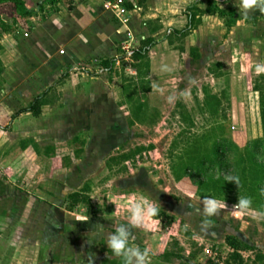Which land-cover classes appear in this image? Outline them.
<instances>
[{
    "label": "rangeland",
    "instance_id": "obj_1",
    "mask_svg": "<svg viewBox=\"0 0 264 264\" xmlns=\"http://www.w3.org/2000/svg\"><path fill=\"white\" fill-rule=\"evenodd\" d=\"M25 1L33 14L14 18L19 32L58 6ZM6 6L0 4V18L12 23L1 12ZM238 18L228 29L221 19L205 18L188 40L172 35L173 46L147 53L151 65L144 59L115 65L109 75L120 79H109L106 96L94 85L86 119L83 112L53 111L45 122H18L6 142L0 134V264H123L105 238L141 197L159 208L132 229V243L150 250V264H264V155L249 160L245 153L264 137L254 90L264 94V13L252 9ZM189 43H197L198 65L187 62ZM138 45L137 39L132 49ZM162 65L170 70L162 72ZM53 119L66 122L54 127ZM38 132L40 145L18 150ZM53 138L64 142L59 158H36L37 148L43 152ZM218 142L237 148L221 163L187 161L213 159ZM5 148L12 150L6 161ZM226 175H237L239 186ZM205 196L219 201L206 229ZM240 196L252 204L238 214L233 205Z\"/></svg>",
    "mask_w": 264,
    "mask_h": 264
},
{
    "label": "crops",
    "instance_id": "obj_2",
    "mask_svg": "<svg viewBox=\"0 0 264 264\" xmlns=\"http://www.w3.org/2000/svg\"><path fill=\"white\" fill-rule=\"evenodd\" d=\"M74 1L70 8L58 4L56 11L52 10L48 16L40 15V20L25 30L3 32L6 44L3 48V44L0 45L3 68L0 83L4 87L0 89V134L5 137V142L18 122L25 119L31 122V118L45 122V118H50L53 111L63 112L65 117L71 111L83 112L86 119V113L92 110L90 106L93 100L88 97L89 94L92 96L93 89H101L106 96L109 94V79L113 83L120 79L116 74L113 77L109 75L112 70L116 72L115 65L127 59L138 63L131 58V54L124 55L122 41L129 37L132 43L137 42V39L139 42L151 39L153 45L148 48V52L164 44L173 46V31H180L187 25V7L195 5L202 10L212 1L218 8L233 11L237 17L233 25L237 24L238 17L245 19L238 11L240 0H130L126 3L128 20L125 23L119 20L111 8L113 0ZM213 17L224 22V18L216 14L197 12V26L181 40H188L193 36L191 33L201 27L205 18ZM189 44L188 51L190 47L197 48V43ZM110 60L112 64L104 65L105 61ZM143 62L151 65L147 59ZM134 74L138 75L135 71ZM95 84L97 86L94 88ZM109 100L106 99L108 104L112 102ZM34 101L37 114L30 109ZM54 120V127H61L60 123L66 122L63 119ZM39 138L38 132L36 139L27 137L21 140L18 150L28 151V145H40ZM63 143L53 138L51 145L45 147L43 152L40 147L37 148L35 157H45L50 161L59 158V145ZM3 152L5 161L12 156L11 149L5 148Z\"/></svg>",
    "mask_w": 264,
    "mask_h": 264
},
{
    "label": "clouds",
    "instance_id": "obj_3",
    "mask_svg": "<svg viewBox=\"0 0 264 264\" xmlns=\"http://www.w3.org/2000/svg\"><path fill=\"white\" fill-rule=\"evenodd\" d=\"M251 9L264 13V0H240L238 9L240 15L246 18ZM160 70L166 72L170 69L166 65H162ZM171 99L172 97H169V100ZM225 181L233 182L237 187L240 183L237 175H226ZM259 191L260 194L264 196V187H261ZM251 204L252 201L250 197L240 196L233 205V208L236 209L239 214L240 212L249 210ZM218 210L219 201L217 199L210 196L202 197V214L205 217L203 227L205 229L208 225L207 218L215 216ZM158 211L159 208L157 204L145 197H141L129 203L125 220L120 221L119 219H115L113 221V230L108 233L105 238L104 244L106 248L111 251L114 256L121 258L123 264H150V250L147 247L141 248L132 243V229L138 227L142 228L145 221L150 217H155ZM260 214L264 215V212ZM100 227L101 229L103 228L102 225H100ZM94 235H100V232L98 231Z\"/></svg>",
    "mask_w": 264,
    "mask_h": 264
},
{
    "label": "trees",
    "instance_id": "obj_4",
    "mask_svg": "<svg viewBox=\"0 0 264 264\" xmlns=\"http://www.w3.org/2000/svg\"><path fill=\"white\" fill-rule=\"evenodd\" d=\"M51 5L61 4L68 8L71 7V1L70 0H49L48 1ZM8 3V7L6 6L4 10L2 9L1 12H5L6 16L10 17L12 20V23H8L0 18V28L1 31L4 33H12L15 31V19L18 16H30L33 14V10L29 9L26 6L25 0H0V4ZM41 7V5H40ZM54 11L57 10V8L53 9ZM187 14V25L185 28H183L180 31H173V35L177 38H181L186 36L190 30L195 28L199 22L198 18H195L196 13H208V14H216L218 17L224 18V24L227 28L231 27L234 22L236 21L237 17L234 16V13L232 10L227 11L226 9L218 8L217 5L209 1L205 9H198L195 5L187 7L185 10ZM153 45V42L151 39H143L140 40L138 47L132 49L131 52V58L134 60H143L147 57L148 48ZM200 60V54L198 52V49L196 47H190L189 48V60L187 61L188 64L198 65V61ZM104 65H110L112 64L110 61H105ZM147 66L146 63L143 62ZM2 65L0 62V72H2ZM256 92H258V98H259V112L261 117V125L263 129V136H264V94L262 92V89L256 88L254 89ZM36 101H34L30 105V109H32L34 114H37L38 111L34 108ZM251 148L246 150V156L250 160V157H253L255 153H258L260 156L264 155V137L255 139L251 142L250 145ZM236 145L233 143H229L228 146L223 142H218L213 144V147H211V155L213 159H208L209 155H204L202 157H188L187 161L190 159H193L194 162H196L198 165H204L206 162L209 164H213L215 162L221 163L223 162L224 158H226V153L233 152L236 149ZM208 156V157H207ZM261 169L260 171H262ZM264 173V171H262ZM264 178V177H263ZM74 197L75 195L72 194ZM229 244L232 246V248H236L237 244H235L234 240L229 241Z\"/></svg>",
    "mask_w": 264,
    "mask_h": 264
},
{
    "label": "built area",
    "instance_id": "obj_5",
    "mask_svg": "<svg viewBox=\"0 0 264 264\" xmlns=\"http://www.w3.org/2000/svg\"><path fill=\"white\" fill-rule=\"evenodd\" d=\"M128 2H130V0H113L111 4V8L115 15L122 23H125L128 20V10L126 8V3ZM132 48V39L130 37L122 41L121 50L124 55L129 56L132 52Z\"/></svg>",
    "mask_w": 264,
    "mask_h": 264
}]
</instances>
